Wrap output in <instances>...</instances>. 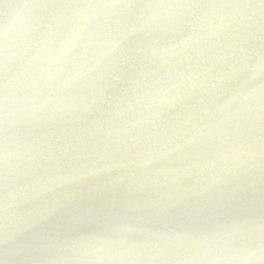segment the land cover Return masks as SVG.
Returning a JSON list of instances; mask_svg holds the SVG:
<instances>
[{
	"label": "water",
	"instance_id": "1",
	"mask_svg": "<svg viewBox=\"0 0 264 264\" xmlns=\"http://www.w3.org/2000/svg\"><path fill=\"white\" fill-rule=\"evenodd\" d=\"M0 264H264V0H0Z\"/></svg>",
	"mask_w": 264,
	"mask_h": 264
}]
</instances>
